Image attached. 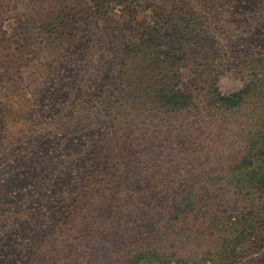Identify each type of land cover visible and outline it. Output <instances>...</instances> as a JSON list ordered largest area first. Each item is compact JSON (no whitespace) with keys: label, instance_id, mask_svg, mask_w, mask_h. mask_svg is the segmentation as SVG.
<instances>
[{"label":"rangeland","instance_id":"obj_1","mask_svg":"<svg viewBox=\"0 0 264 264\" xmlns=\"http://www.w3.org/2000/svg\"><path fill=\"white\" fill-rule=\"evenodd\" d=\"M145 7L150 11L141 16L128 6L73 13L60 21L58 43L33 48L23 59L16 52L22 35L19 0H0V264H28L45 240L57 236L87 186L94 144L107 133L108 107L123 88L122 73L136 78L130 59L140 41L174 61L177 90L187 94L209 86L191 38L199 42L201 36L219 48L225 65L212 77L222 94L243 90L249 62L264 58V0H154ZM171 114L148 137L157 156L145 157L143 171H136L148 172L146 180L162 188L173 181L165 180V172L227 171L242 160L245 135L238 126L214 131L212 153L178 160L170 144L177 151L190 145L179 134L185 114ZM238 116L231 123L250 125ZM17 190L16 198L8 196ZM227 264H264V232L256 249Z\"/></svg>","mask_w":264,"mask_h":264},{"label":"trees","instance_id":"obj_2","mask_svg":"<svg viewBox=\"0 0 264 264\" xmlns=\"http://www.w3.org/2000/svg\"><path fill=\"white\" fill-rule=\"evenodd\" d=\"M153 2L19 0L22 35L16 52L26 59L33 48L50 49L60 40V21L73 13L102 14L128 6L141 16ZM197 37L199 42L189 41L209 86L188 94L177 90L174 61L140 41L130 59L136 78L121 75L123 88L110 101L107 133L94 144L87 186L57 236L45 240L28 264H227L258 247L264 232V58L249 62L250 81L243 90L222 94L212 77L225 65L220 50ZM171 113L185 114L179 134L190 145L182 143L177 151L170 144L178 160L192 162L212 153L208 144L214 131L228 133L236 126L245 135L242 160L227 171L165 172V180L173 181L162 188L146 180L148 172L136 171H143L145 157L157 156L148 137L163 127L164 118L172 119ZM238 115L250 125L231 123ZM197 125L202 128L192 132Z\"/></svg>","mask_w":264,"mask_h":264}]
</instances>
